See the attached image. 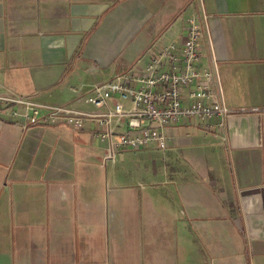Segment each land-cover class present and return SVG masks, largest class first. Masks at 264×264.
<instances>
[{
  "label": "crops",
  "instance_id": "obj_1",
  "mask_svg": "<svg viewBox=\"0 0 264 264\" xmlns=\"http://www.w3.org/2000/svg\"><path fill=\"white\" fill-rule=\"evenodd\" d=\"M192 17L213 99L234 112L166 126L164 150L104 161L93 120L23 129L0 113V264H130L129 234L173 219L176 264H264V0H0V93L102 112L72 88L180 44Z\"/></svg>",
  "mask_w": 264,
  "mask_h": 264
},
{
  "label": "built area",
  "instance_id": "obj_2",
  "mask_svg": "<svg viewBox=\"0 0 264 264\" xmlns=\"http://www.w3.org/2000/svg\"><path fill=\"white\" fill-rule=\"evenodd\" d=\"M199 33L198 20L189 18L180 44L153 43L131 66L111 78L95 82L82 92L72 88L85 103L103 108L102 112L48 104L32 95L0 93V113L19 120L23 129L64 123L82 130L85 120H93L105 127L93 134L107 142L104 161L113 160L121 148L135 150L155 143L164 150L166 126L183 118L207 121L234 112L213 99L217 68L215 63L200 67ZM122 124L124 129L117 132L114 128Z\"/></svg>",
  "mask_w": 264,
  "mask_h": 264
},
{
  "label": "rangeland",
  "instance_id": "obj_3",
  "mask_svg": "<svg viewBox=\"0 0 264 264\" xmlns=\"http://www.w3.org/2000/svg\"><path fill=\"white\" fill-rule=\"evenodd\" d=\"M126 66L119 65L118 67L123 70L126 68ZM142 226L143 224H141V227ZM179 235L180 234H176L174 219L171 223H168L167 234H129V242L126 245L132 247V251L129 252V257L132 253H134V260H132L131 256V260L129 263L153 264L152 260L158 259L161 256L160 264H176L177 249L186 246L184 243H181L182 241ZM103 236L106 237V234H103ZM132 237L133 243L130 244ZM125 241V236H123L122 244H124ZM108 242L110 243L109 240ZM151 252L157 253V256L153 253L151 254ZM187 257L188 255L184 254L182 256V259L185 260L187 259Z\"/></svg>",
  "mask_w": 264,
  "mask_h": 264
}]
</instances>
